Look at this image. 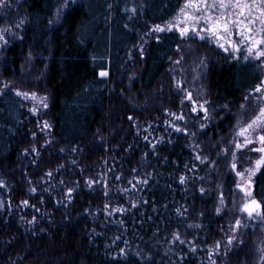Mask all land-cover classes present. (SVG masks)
Masks as SVG:
<instances>
[{"label": "trees", "instance_id": "16d2710c", "mask_svg": "<svg viewBox=\"0 0 264 264\" xmlns=\"http://www.w3.org/2000/svg\"><path fill=\"white\" fill-rule=\"evenodd\" d=\"M59 2L0 8V29L11 33L0 48V264H210L224 226L219 190L230 201L235 183L217 145L261 66L176 31L140 51L184 0H76L50 26ZM187 44L215 114L203 129L186 112L185 89L166 78ZM35 68L36 87L25 81ZM18 81L47 97L43 143ZM194 155L206 158L202 167ZM253 196L264 203V168ZM239 249L226 255L237 264L247 253Z\"/></svg>", "mask_w": 264, "mask_h": 264}, {"label": "snow or ice", "instance_id": "6c2138e0", "mask_svg": "<svg viewBox=\"0 0 264 264\" xmlns=\"http://www.w3.org/2000/svg\"><path fill=\"white\" fill-rule=\"evenodd\" d=\"M75 4L76 0H61L55 11V19L49 20V25L58 23L65 12L72 9ZM10 6L9 0H0V8ZM133 11L135 10L133 9ZM23 22L21 20L20 24ZM20 24H17L16 27H20ZM152 31L157 33L176 31L182 41L185 39H199L200 41L213 42L217 48L237 61L240 60L241 53H246L243 55L245 61L255 59L264 64V0H184L176 14L166 24L153 25ZM5 32H10V29H0V42H2L0 47L8 43L5 39ZM157 40H159V37H157ZM177 51H180L179 45H177ZM181 59H184V57H181ZM175 63L179 64L180 60L175 61ZM107 75L108 73L105 71L100 72L101 77ZM15 94L24 99H37L35 93L29 94L16 90ZM186 98L191 100L192 94L189 92ZM46 99V97L39 98V102L45 108L48 107ZM249 99L256 101L253 110L255 111L258 108V112L244 123H241L240 120L237 121L238 129L232 141L235 149L231 150L230 170L238 178L236 188L243 193L244 202L240 211L245 213L249 220H255L257 217L264 219V203L257 201L252 192L254 188L253 178L264 168V80H261L252 92L245 96V100ZM198 107L205 113L204 118L208 119V109L203 104L198 105ZM31 111L35 112V108ZM192 111H197L195 102ZM129 119H132V117H129ZM179 119H183V117L181 116ZM204 127L205 125L202 124L201 128ZM176 131H180V129L177 128ZM250 145H255V147H249ZM243 149L257 152L260 155L258 159L252 162L253 167L239 171L237 153ZM223 151L226 156L230 149L226 148ZM196 159L203 162L206 158L197 155ZM48 175H51V173H48ZM184 180L183 176L180 177L181 183ZM24 203L26 204L27 201ZM223 203L224 194L221 193L220 204L223 205ZM220 210V207H217L218 214ZM241 226L242 221L237 218L235 224L231 226L233 235L228 236V246L233 245L235 232ZM176 238L179 239L178 236ZM220 247L221 244L217 241L215 249L218 250ZM211 255L212 251L209 252L210 258ZM261 260L264 264V256L261 257Z\"/></svg>", "mask_w": 264, "mask_h": 264}, {"label": "rangeland", "instance_id": "374dc122", "mask_svg": "<svg viewBox=\"0 0 264 264\" xmlns=\"http://www.w3.org/2000/svg\"><path fill=\"white\" fill-rule=\"evenodd\" d=\"M12 1H15V0H9V3H11ZM4 8H2L1 11L4 10ZM152 28L147 33V35L144 36L142 42L138 46L140 51L141 50L143 51V46H145L148 41L155 40L157 38V35L160 34V33L152 31ZM4 29H9V28H4ZM10 34H11L10 32H5V36L10 35ZM190 40L198 41L199 43L201 42L199 39H185L186 43L190 42ZM202 42L204 44H200V46L201 48L205 50L207 41H202ZM209 43H212L215 45V43L213 42H209ZM0 44H2V42H0ZM183 48L184 50L181 49V52L179 53V56L177 59V60H180V63L179 64L175 62L173 63V67L169 70V73L166 75V78L169 80V82L173 81L174 87L181 88L182 90L185 89L186 92L182 100L188 105V109L186 110V112L188 113V115L192 116L191 117L192 123L194 125H197L199 128L201 127L202 124L204 125L208 120L210 121L211 116L213 117L215 114H212L213 111L209 108V106L206 105L207 102L204 101L205 94H204L203 87L199 86L197 83L198 76L200 74L199 73L200 68L202 65L201 60H199L200 55L192 53L189 50L188 44L184 46ZM220 51L222 50L220 49ZM241 54L244 55L246 53H241ZM181 57H184V59H181ZM257 62L262 68V72H263L262 80H264V64H262L261 61H257ZM29 66L31 67L32 65L29 64ZM29 66L24 69V72L30 70ZM37 72L39 71L37 68H35V70L32 71L29 74V77L26 78L25 80L27 82L34 81V84H35L34 87L37 86L36 84L37 80L35 79ZM3 85H4V80H0V89L3 88ZM16 85L19 87H22L23 90L21 92H26L29 94L31 93L36 94V97H37L36 100H33L31 98L29 99H24L22 97L21 98L23 99V101H25L29 113L32 116L37 117L39 120L37 122L38 126L36 130V135L33 136V138H36L34 142L35 144L40 143V142L43 143L47 140V138L49 137V134L47 131L45 116H44V114H46V108L43 106V104L39 102V98L45 97V96L41 94L38 88H36V91H28L26 89V85H24V83H21L20 81H18ZM189 92L192 94L191 100L186 98ZM254 95H259V94H254ZM194 102H195V105L197 106L196 112L192 111ZM46 103H47V99H46ZM255 103L256 101L254 99L245 100L244 98V101L239 106V108H235V112L233 114V124L230 127V130L221 139V141L217 145L219 149V158L221 156V162L224 164L227 171H229V173L233 176L235 183L232 188L233 190L232 198L230 199V201H228L224 197L223 205L220 204V194L222 193V190H219V194H218L219 198L217 200V207H220L221 209L219 215L220 214L221 216L224 215L223 216L224 226L222 229H220L221 232L217 240L220 242L221 247L218 250L215 249L212 252L211 258L209 256L210 264H213V262L214 264H237V263H234L233 259H230V257L228 258L226 255L230 253L232 254L230 255L232 258L234 252L237 251L239 247H240V249L238 250L239 256L242 255L241 251L245 250L244 252H247L245 253V256L242 258V261L240 264H262L261 257L264 256V225L262 224L259 217H257L255 220H249L247 215L240 211V208L244 202L243 193L240 192L236 188V183H237L238 178L236 177L235 173L230 170V163L232 161L231 150L235 149V145L234 143H232V141H233L235 132L238 129L237 121L240 120L241 123H244L247 120H250L256 114V112H258V108H256L255 111L253 110V106L255 105ZM200 104H203L204 107L208 109V117H209L208 119L204 118L205 113L203 112V110H201L198 107V105ZM242 105L244 106L243 108L241 107ZM33 108H35V112L31 111V109ZM215 112H217V110H215ZM174 121L175 123H178V122L182 124L185 123L183 119H179L178 117H175ZM166 123H167V119H166ZM172 128L174 129V132H179V131H176L177 128L180 129L179 124L176 127H172ZM144 140L145 139H143V141ZM150 142L152 144L151 140ZM150 142H149V145L151 146ZM35 144L30 145L31 151L35 150V147H36ZM249 147H255V145H250ZM226 148L230 149V151H228L227 155L225 156L223 150ZM259 155H260L259 153L250 152L247 149H243L240 152H238L237 153L238 170L243 171L245 168L253 167L254 164L252 162L258 159ZM194 158L196 159V155H194ZM197 161L200 163V165H198V168H200L204 165V163L206 162V159H204L203 162H201V160H197ZM209 171L213 172L211 171V169ZM255 177L253 178V180L255 179ZM252 192H253V189H252ZM112 213L116 214L117 210H112ZM237 218L241 219L242 226L235 232V240L233 242V245L228 246L227 244L228 236L233 235L231 226L235 224V221ZM238 261L240 262V259Z\"/></svg>", "mask_w": 264, "mask_h": 264}]
</instances>
